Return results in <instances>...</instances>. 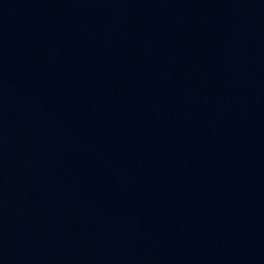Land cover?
<instances>
[{"label": "water", "instance_id": "obj_1", "mask_svg": "<svg viewBox=\"0 0 264 264\" xmlns=\"http://www.w3.org/2000/svg\"><path fill=\"white\" fill-rule=\"evenodd\" d=\"M0 264H264V0H0Z\"/></svg>", "mask_w": 264, "mask_h": 264}]
</instances>
